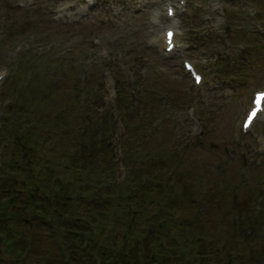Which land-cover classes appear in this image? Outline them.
Here are the masks:
<instances>
[{
  "label": "rangeland",
  "instance_id": "rangeland-1",
  "mask_svg": "<svg viewBox=\"0 0 264 264\" xmlns=\"http://www.w3.org/2000/svg\"><path fill=\"white\" fill-rule=\"evenodd\" d=\"M175 1L0 0V147L8 140L0 164H12L11 190L26 188L24 182L33 178L26 173V161L37 171L35 177L43 170L53 180L51 189L61 190L55 198L49 190L43 213L34 203H22L13 208L19 213L14 220L0 215V230L13 224L5 237L22 251L12 257L2 242L0 264H48L52 240L42 219H33L32 213L48 217L55 206L59 216L65 213L54 232L61 239L67 226L90 225L96 233L95 228L121 225L113 231L118 246L124 237H133L130 245L135 238L151 240L138 228L161 222L155 214L161 202L168 209L153 240L159 254L175 243L164 231L175 234L189 224L207 235L200 236L206 244L214 241L210 251L221 247L217 236H226L232 260L249 254V248L253 253L264 248V233L257 237L246 227L253 224L255 230L259 218L264 220V112L246 134L239 130L252 92L264 88V0H185L178 8ZM167 3L176 12L178 31L179 47L171 53L160 42L151 44L164 27L172 26L164 11ZM215 54L220 60L211 67L207 57ZM184 59L193 60L208 76L201 86H193L182 67ZM73 142L90 145L84 153L78 148L83 161L76 172L57 162L63 153L66 160ZM26 150L25 161L21 155ZM142 174L149 177L147 187L140 183ZM79 176L88 181L84 190L71 181ZM106 178L110 186L94 188ZM47 184L51 181L44 182L45 190ZM195 189H208L209 195L197 197V205L206 207L200 224L190 223L192 217L181 211L194 208ZM27 205L32 209H21ZM23 212L28 220L20 216ZM235 216L243 234H250V246L235 233ZM127 226L136 230L123 232ZM66 238L70 264H85L82 256L88 250ZM192 242L190 253L179 252V258L188 255L191 264L194 259L198 264L195 254L206 247L201 240ZM152 251L153 246L138 256L145 261L147 254L150 260ZM179 255L168 258V264H189L178 262ZM92 256L88 262L96 264ZM232 263L228 258L219 264ZM51 264H63L58 254Z\"/></svg>",
  "mask_w": 264,
  "mask_h": 264
},
{
  "label": "trees",
  "instance_id": "trees-1",
  "mask_svg": "<svg viewBox=\"0 0 264 264\" xmlns=\"http://www.w3.org/2000/svg\"><path fill=\"white\" fill-rule=\"evenodd\" d=\"M7 134L10 135V132L8 131ZM9 137H11V136H9ZM7 145H8V143H6L2 147V150H0V157H1V154L4 150V148ZM22 146H24V145H22ZM70 146L72 147L71 148L72 152L68 153L66 160H64L62 158L64 156V153L62 154V156L59 159H57L59 167L63 168V170H66V171H70V170H73L75 168V166L78 163V159L81 155V153L78 151V144L73 142L70 144ZM27 151L28 150H26L25 153H22V155H21L22 159L25 161H26L25 156L27 155ZM16 152L18 153V147H17ZM26 165H27L26 173H30V176L32 175L33 178L30 177L29 179H27L28 181L24 182L26 184V188L14 189V186H13L12 190H11L9 188V185H8V179L11 177V174L8 173V170H9V167L12 166V164L11 163L0 164V171H1L0 172V215L1 216H7L8 218L14 220L17 217V215H19V213L16 212V210H14V209H17V207H22V205H23L22 203H25V206L27 203L28 204L34 203V205H35L34 209H42V213L45 212L46 206L49 205V204H43L42 201L45 198L49 197V190L52 187L53 180L49 179V175L46 174L43 170H41L40 174L35 177L37 171H35V172L31 171L28 161H26ZM46 176H47V178H46ZM82 179H83V176H79L78 178L71 180V181L78 182L80 189L84 190L86 187L87 180L83 181ZM49 181H51V184L50 185L47 184L48 189L45 190L43 187V184H44V182H49ZM140 183H142L141 180H140ZM144 184L146 186L145 182H144ZM17 185L23 186L21 184H17ZM68 188L70 189L71 187H68ZM153 188L156 189L157 186H153ZM166 188H167V186H166ZM16 191H18V192H16ZM60 193H61V190H59L57 188H52L50 195H53V197L55 198V197L59 196ZM218 193L219 192H217V194ZM17 194H20V197H19V201L15 202ZM195 194H196V198H195L194 208L191 209L190 207L186 206V207H183L181 211H182V214L184 217H187V216L192 217V220L190 221V223L200 224L201 221H203L202 213H204L206 211V207L204 205H202L200 207L197 205V201H198L197 197L202 198L203 195H199V191L196 192V189H195ZM222 194H224V193H222ZM204 195L209 196L208 195V189H206L204 191ZM173 196L174 195L172 194L170 196V199H172ZM215 196H216V192H213L210 197H213L214 201H215ZM14 205H16V207H12ZM59 205L60 204H58V206ZM21 209L22 210H27V209L29 210L32 208L28 207V205H27V207L21 208ZM167 209H168L167 204L160 202V204L156 205L155 214H156L158 220L161 219V222L156 223L155 226L145 225L143 227L138 228V229H143L146 232H148L151 240H149V238L147 236L141 237L140 239L135 238L136 239L135 245H130L129 240L133 239V237H124L122 240V243L120 244V246H118V239H117V236L114 234L113 231L116 230L121 225L114 226V227H111L109 229H105L103 227H99L98 229L95 228L96 233L93 232V227L90 225L84 226L86 229H80L83 227L82 225H79L78 226L79 228L78 227L72 228L71 226H67V231L65 233V237L63 239H61V237L59 235L55 234L54 232L56 231L55 226L60 225V217L65 213L62 211L61 216H59V214H58L59 212L56 213V206L50 211L48 217L41 216V212L38 211V212L32 213V215H33L32 218L36 219V216L40 217V219H42V222L46 226L47 235L50 232L51 233V240L54 239L55 241H57L60 244L61 249H62V253H63V257L61 258L63 264H70V262H71V259L69 257H67V246H66L67 238H66V235L70 236L72 239L80 241V249H82L83 251L88 250L87 254L82 256V259H86L85 264H92V263L88 262V258L91 257V253L93 254L92 258L96 264H168V263H170L168 258H171L172 255H174V257L175 256L177 257V255H179V252L183 253L186 250H187L186 251L187 253H190V247L195 246L193 244V242L191 243V241L193 239L201 240L202 243L204 244V246L206 247V251H198L197 254H195V256L198 258V264H205V263L211 264V262L213 263L214 260L216 261L217 264H219L220 262L226 263L228 258L230 261H233L232 264H236L237 261L239 262V264H247V263L248 264H256V263L263 264V262H264V248H260L259 250L254 251V253H253V250L251 248H249L251 250L249 254H246V256L238 254V255H236V257H233V260H232L231 256L228 253L231 245L228 242L225 243L226 236H224V235H219L216 237L219 241H221V247H218V248L210 251L212 248V245L214 244V241H211V239H210V241L206 244L205 241L202 238H200V236H203L206 238L207 235L197 232L195 226L192 224H189V228L187 230H185L183 227L179 228V232H176L175 234L172 233V230L164 231L165 238L175 237V243H173L170 247L165 248L162 251V253L159 254L158 253V251H159L158 245L156 244V242L154 243L153 240L155 237H158L157 232L158 231L161 232L160 230L162 229V225L165 221V218L163 215H165L167 213ZM195 210H196V213H195ZM20 216H22L25 220H28V218L25 216V212H23ZM7 217L5 219H7ZM76 217H71V218H76ZM81 217H84V216H81ZM236 217L237 216H235V221L233 223H231V225L233 227H235V233L240 234L241 242L246 243V241L249 240V236L247 238L244 237V235H243L244 231H243L242 225H241L242 223L240 224V221H238ZM146 219H148V218H146ZM259 219L260 220L257 223H255L257 228L255 230H253L251 232V234L254 232H255V235L256 234H260V235L263 234L261 231L262 226H263V224H262L263 219L262 218H259ZM78 220H81V218H79ZM38 225H39V223H38ZM31 226L33 227L34 225L31 224ZM12 227H13V224L11 225L10 223L7 226H5V225L2 226V228L0 230V244L2 242H5V245H7L6 252H9L8 254L10 256H12V257H18L19 256L20 257L22 255L21 247L19 245H17L16 242L14 240H12L10 237L9 238L5 237V233L8 231V229L11 230ZM246 227H247V223H246ZM132 230L134 231V230H136V228L131 229L130 226H127L123 232H125V231L131 232ZM151 232H153V233H151ZM26 239L28 241L31 240L30 237H28ZM105 241L106 242L108 241V244H109L108 246L105 244ZM249 242L250 241H248L247 243L250 246ZM52 243H53V241H52ZM12 246H13V248H12ZM92 246H93V249H90ZM152 246L155 247V252L152 251V253L150 255V260H147V258H148L147 254L145 256V261L141 257L138 256L142 253V250L148 251ZM188 246H189V248H188ZM23 247L24 246H22V249H23ZM123 248H125V250H123ZM225 250L228 253V256L226 254L218 255L219 253H221L222 251H225ZM48 252H50V257L48 258L47 263L51 264V261L54 259L55 255H57L55 247L53 244H50L48 246ZM211 252H213L215 255H213L212 257H209L208 254ZM222 256L226 257L224 261L222 260ZM179 257H180V255L176 259L178 262L187 260V262L189 264L192 263V258L188 255H184V256H182V258H179ZM193 258H194V256H193ZM194 261L196 264L195 259H194ZM171 264H173V263H171Z\"/></svg>",
  "mask_w": 264,
  "mask_h": 264
},
{
  "label": "snow or ice",
  "instance_id": "snow-or-ice-1",
  "mask_svg": "<svg viewBox=\"0 0 264 264\" xmlns=\"http://www.w3.org/2000/svg\"><path fill=\"white\" fill-rule=\"evenodd\" d=\"M168 35L171 36V33H169ZM197 82H199V77H197ZM261 100H264V94H260L255 98V108L252 110L247 118L246 123L244 124L245 129L249 128V126L253 123L254 118H256L258 113L261 111Z\"/></svg>",
  "mask_w": 264,
  "mask_h": 264
},
{
  "label": "bare ground",
  "instance_id": "bare-ground-1",
  "mask_svg": "<svg viewBox=\"0 0 264 264\" xmlns=\"http://www.w3.org/2000/svg\"><path fill=\"white\" fill-rule=\"evenodd\" d=\"M258 118H259V116H258ZM258 118H257V119H258ZM257 119H256V120H257ZM256 120H255V121H256ZM255 121L252 123V126H253V124L255 123ZM252 126H251V127H252Z\"/></svg>",
  "mask_w": 264,
  "mask_h": 264
}]
</instances>
